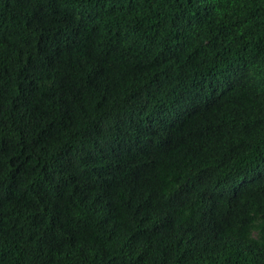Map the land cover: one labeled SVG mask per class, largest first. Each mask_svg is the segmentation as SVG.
Returning <instances> with one entry per match:
<instances>
[{
  "label": "trees",
  "instance_id": "16d2710c",
  "mask_svg": "<svg viewBox=\"0 0 264 264\" xmlns=\"http://www.w3.org/2000/svg\"><path fill=\"white\" fill-rule=\"evenodd\" d=\"M0 264H264V0H0Z\"/></svg>",
  "mask_w": 264,
  "mask_h": 264
},
{
  "label": "bare ground",
  "instance_id": "6f19581e",
  "mask_svg": "<svg viewBox=\"0 0 264 264\" xmlns=\"http://www.w3.org/2000/svg\"><path fill=\"white\" fill-rule=\"evenodd\" d=\"M18 67V66H17ZM17 67H16V69H17Z\"/></svg>",
  "mask_w": 264,
  "mask_h": 264
}]
</instances>
